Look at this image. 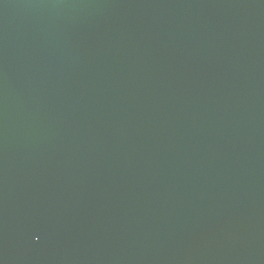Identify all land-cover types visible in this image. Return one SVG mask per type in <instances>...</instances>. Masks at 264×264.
Here are the masks:
<instances>
[{
  "label": "water",
  "instance_id": "obj_1",
  "mask_svg": "<svg viewBox=\"0 0 264 264\" xmlns=\"http://www.w3.org/2000/svg\"><path fill=\"white\" fill-rule=\"evenodd\" d=\"M0 264H264V0H0Z\"/></svg>",
  "mask_w": 264,
  "mask_h": 264
}]
</instances>
